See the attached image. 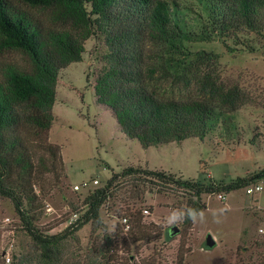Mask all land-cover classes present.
<instances>
[{"label":"rangeland","instance_id":"1","mask_svg":"<svg viewBox=\"0 0 264 264\" xmlns=\"http://www.w3.org/2000/svg\"><path fill=\"white\" fill-rule=\"evenodd\" d=\"M7 1L14 11L25 13L43 29H66L53 8L32 7L21 0ZM166 1L171 7L172 20L185 33L195 36L191 42L183 43L184 49L192 54L203 51L217 55L220 75L238 82L246 103L234 112L218 114L203 141L191 138L144 150L137 141H130L119 132L109 110L95 103L93 86L109 67L106 62L109 51L102 36L90 37L83 44L81 61L59 72L52 110L54 122L47 140L40 131L25 125L12 133L20 137L34 162L36 174L31 189L40 200L41 208L34 212L37 217L34 223L40 231L48 235L64 232L82 215L86 209L84 199L103 187L111 170L119 172L128 166H141L199 182L228 183L250 177L264 167V32L262 35L243 32L226 40L232 51L228 52L219 37L203 39L202 32L205 33L209 21L203 0ZM151 53L155 55L157 51L152 49ZM152 55L150 63L154 61ZM8 67L28 71L31 62L20 51L2 50L0 80ZM191 71L187 79H191L194 70ZM161 72L154 75L156 80L152 84L160 98L184 99L199 93L195 84L186 85L182 79L175 81L178 76L175 69L163 66ZM46 142L60 148L62 172L52 167L51 156L43 149ZM261 182L264 186V179ZM74 186L80 189L75 191ZM144 188L143 199L130 200L127 198L132 193L131 187L127 183L119 184L99 211L102 225L89 223L68 235L52 250L50 258L45 257L22 229L10 200L0 197V264H151L153 261L176 264L181 254L183 264H264V240L257 233L258 228L264 227V191L252 196L244 189L227 195H204V219L193 222L192 229L184 231L181 223L165 226L163 221L171 210H184L186 198L148 193V187ZM124 192L126 198L122 196ZM219 195L223 200L218 199ZM135 214L142 224H154L162 229L163 236L159 240L144 237L135 241L143 230L132 225L130 215ZM123 218L129 221L127 232L121 223ZM172 228L179 232L168 240L165 233ZM207 236L216 243L211 250L203 247ZM96 247L103 252L99 249L96 253Z\"/></svg>","mask_w":264,"mask_h":264},{"label":"trees","instance_id":"2","mask_svg":"<svg viewBox=\"0 0 264 264\" xmlns=\"http://www.w3.org/2000/svg\"><path fill=\"white\" fill-rule=\"evenodd\" d=\"M21 1L32 7L53 8L66 28L43 29L25 13L14 11L7 0H0V51H20L31 62L28 71L6 68L0 80V197L10 200L22 229L46 258L68 235L85 225L101 226L99 211L121 183L131 187L127 199L141 200L147 186L148 193L183 195L184 210L202 212L206 209L202 202L204 195H227L264 179V167L250 177L225 183L199 182L163 170L128 166L119 172L110 171L107 182L88 194L83 201L86 209L64 232L48 235L40 231L34 223L37 219L34 212L41 208L40 200L31 189L36 174L34 162L20 137L12 133L25 125L40 131L47 140L54 122L52 110L59 72L81 61L83 44L90 37L102 36L109 51L106 55L109 67L93 86L95 103L109 110L119 132L128 140L137 141L144 150L191 138L203 141L218 114L238 110L247 98L235 79L220 75L217 55L203 51L192 54L184 49L183 43L191 42L195 36L185 33L172 20L166 0ZM203 1L209 15L207 32H202L204 40L219 37L228 52H232L226 40L243 32L263 34L264 0ZM150 48L157 53H151ZM150 55L154 56L153 63ZM163 66L175 69L178 75L175 81L193 83L199 93L184 99L160 98L152 84L156 80L154 75L162 73ZM191 70H194L191 79H187ZM43 149L51 156L52 167L62 172L60 148L46 142ZM122 196L126 198V192ZM130 217L132 225L143 229L140 235H134L135 241L144 237L159 240L163 236L158 226L142 224L136 214ZM192 225L191 220L181 222L184 231L191 230ZM170 233L171 229L165 233L168 240L172 239ZM99 249L102 253L99 247L96 253ZM176 264H183V254Z\"/></svg>","mask_w":264,"mask_h":264},{"label":"clouds","instance_id":"3","mask_svg":"<svg viewBox=\"0 0 264 264\" xmlns=\"http://www.w3.org/2000/svg\"><path fill=\"white\" fill-rule=\"evenodd\" d=\"M186 219L191 220L192 222H197L198 220L202 221L204 215L202 212L192 208L186 210L173 209L169 212L168 216L165 217L163 224L165 226H174Z\"/></svg>","mask_w":264,"mask_h":264},{"label":"built area","instance_id":"4","mask_svg":"<svg viewBox=\"0 0 264 264\" xmlns=\"http://www.w3.org/2000/svg\"><path fill=\"white\" fill-rule=\"evenodd\" d=\"M93 184H97V182L93 181ZM79 189H80V187L74 186V190L75 191H78ZM243 189L245 190V193L247 195L252 196L254 194H259V193L263 192L264 191V186H263L261 181H258V182H255L253 184H250V185L246 186ZM218 199L223 200L222 195H219ZM144 213L145 214H149L148 211H144ZM121 223L124 226L125 231L127 232L129 230V221H128V219H126V218L121 219ZM257 233L264 240V227L263 228H261V227L258 228L257 229Z\"/></svg>","mask_w":264,"mask_h":264},{"label":"water","instance_id":"5","mask_svg":"<svg viewBox=\"0 0 264 264\" xmlns=\"http://www.w3.org/2000/svg\"><path fill=\"white\" fill-rule=\"evenodd\" d=\"M177 233H178V229L172 228L170 236L172 237V236L176 235ZM215 246H216V243H215L214 239L211 236H207V238L203 244L204 249L205 250H211Z\"/></svg>","mask_w":264,"mask_h":264},{"label":"crops","instance_id":"6","mask_svg":"<svg viewBox=\"0 0 264 264\" xmlns=\"http://www.w3.org/2000/svg\"><path fill=\"white\" fill-rule=\"evenodd\" d=\"M260 209V208H259Z\"/></svg>","mask_w":264,"mask_h":264}]
</instances>
